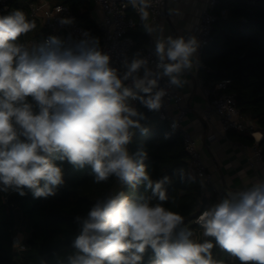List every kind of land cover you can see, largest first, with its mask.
I'll use <instances>...</instances> for the list:
<instances>
[{
	"label": "clouds",
	"instance_id": "9594fccd",
	"mask_svg": "<svg viewBox=\"0 0 264 264\" xmlns=\"http://www.w3.org/2000/svg\"><path fill=\"white\" fill-rule=\"evenodd\" d=\"M130 2L153 36L154 67L139 51L113 67L87 31L71 44L49 36L29 46L20 38L35 30V21L21 9L0 16V191L24 196L28 189L47 199L65 183L55 161L90 166L97 184L115 178L133 189L143 185L151 196L121 190L96 199L86 216L75 218L79 232L65 264H142L149 249L150 264H219L213 242L192 239V230L181 227L184 218L164 206L170 178L154 181L147 151L127 147L134 129L148 131L131 102L159 112L170 88L189 83L199 41L149 24L150 0ZM177 172L184 179V170ZM198 224L240 264H264V180L205 208Z\"/></svg>",
	"mask_w": 264,
	"mask_h": 264
},
{
	"label": "trees",
	"instance_id": "16d2710c",
	"mask_svg": "<svg viewBox=\"0 0 264 264\" xmlns=\"http://www.w3.org/2000/svg\"><path fill=\"white\" fill-rule=\"evenodd\" d=\"M33 1L37 0H9V11L0 13L3 16L21 9L35 21V30L20 38V42L26 44L32 36L36 38L46 34V30L27 13L28 4ZM52 1L67 4L83 29L100 39V29L91 16L95 0ZM212 12L216 15L212 39L201 54L210 71L205 72L201 68L202 77L208 84L230 79L227 92L235 95L238 109L254 122L258 130L264 131V0H218ZM129 14L136 16V25L128 33L135 40L136 48L151 44L141 18L132 9ZM135 107L144 114L141 124L148 131L145 134L139 129L133 130L129 151L134 153L140 148L147 151L148 170L154 181L164 176L170 178V183L164 186L168 195L164 206L184 218L181 227L192 230V239L212 241L213 259L224 264L225 259L220 256L214 238L205 237L195 222L202 210L216 203V198L214 195L200 197L198 181L187 177L188 155L181 134L172 131L154 111H149L137 101ZM227 134L238 142L254 144L249 132L230 130ZM258 146L264 161V136ZM55 162L63 169L65 183L54 197L34 198L28 189H25L24 196L13 191H0V264H65L64 258L73 251L71 245L79 232L75 218L86 216L96 199L121 190L133 197L151 196V191H145L143 185L133 189L122 186L115 178L97 184L90 166L81 170L67 161ZM178 169L184 170V179H181ZM151 202L155 204L156 198L153 197ZM200 231L201 237L195 238ZM16 238L24 245L23 249L13 246ZM152 258L149 249L142 264H150Z\"/></svg>",
	"mask_w": 264,
	"mask_h": 264
},
{
	"label": "built area",
	"instance_id": "2783aa9c",
	"mask_svg": "<svg viewBox=\"0 0 264 264\" xmlns=\"http://www.w3.org/2000/svg\"><path fill=\"white\" fill-rule=\"evenodd\" d=\"M169 1L177 0H150L148 8L149 18L148 23H159L165 17V7ZM218 0H209L205 9L201 14L200 23L196 26V37L199 41V62L200 69L209 72L210 69L204 64L201 59V54L204 47L211 41L212 29L216 15L212 12L213 7ZM95 5L102 10V17L96 21L100 32V47L111 56V64L113 67L120 68L122 60L125 56L129 60L136 52L150 61V66L154 67L155 57L153 55L154 46L139 45L136 48V42L128 33L136 25V16L130 15L129 10L132 9L140 18L138 8L131 5L128 0H95ZM9 0H0V13L9 11ZM24 11V10H23ZM25 12V11H24ZM27 13L33 19H40L46 29V34L38 38H30L27 40V45L43 42L49 36H57L65 42L71 44L80 40L82 32L85 30L76 21L75 15L71 8L64 3H55L44 8H40L33 2L28 4ZM61 20H68L71 23L61 24ZM65 29L67 35L61 33ZM131 85V81L128 82ZM161 86H165V81H160ZM200 86L203 88L208 100L202 113L207 121H211L214 115L218 116L222 130L227 134L230 130L238 132H249L254 138L252 146V154L249 157L251 165L258 168L261 177L264 179V161L261 148L258 146L259 141L264 136L263 130H258L254 122L242 113L238 107L234 94L227 92L231 80L226 78L213 83H207L204 77L199 80ZM136 101H132L135 104ZM190 109L184 103V97L176 88H170L168 96L165 97L163 108L159 112H154L159 119L165 121L168 127L175 132H179L182 136L183 144L188 155L187 177L197 180L200 185L199 195L202 198H209L213 195L216 198V203L224 199L223 193L216 189L212 174L209 172L204 160L202 159L197 141L190 131L184 126V121ZM216 135H211L210 139H214ZM129 149V145L127 146ZM197 215L195 222L198 223V218L202 214ZM200 231L195 238L201 237ZM19 241L17 246L20 249L24 248L19 238H16L15 243ZM221 257H224V264H240V261L233 257L227 251L219 247ZM222 253V254H221Z\"/></svg>",
	"mask_w": 264,
	"mask_h": 264
},
{
	"label": "crops",
	"instance_id": "0c3cea01",
	"mask_svg": "<svg viewBox=\"0 0 264 264\" xmlns=\"http://www.w3.org/2000/svg\"><path fill=\"white\" fill-rule=\"evenodd\" d=\"M128 1L130 2V0ZM208 1H169L165 7V17L159 23H152L151 25H162L165 35L196 36L195 28L200 23L202 11L207 6ZM33 3L40 8L55 4L52 0H37L33 1ZM130 4L132 5L131 2ZM102 14V10L95 5L91 11V16L94 20H99ZM35 20L40 28L45 29L40 19ZM148 36L154 46L153 36L149 34ZM32 38L35 37L32 36ZM199 59L198 49L196 53L197 66L193 68L192 73L187 74L185 77L189 83L185 87L178 89L184 97L185 105L190 109L184 121V126L197 141L202 159L212 174L214 186L223 193L225 198H228L233 193L245 190L257 181L264 179L261 177L258 168L253 167L249 161V157L252 154V146L231 139L222 130L218 116L214 115L211 121L205 119L202 109L206 105L208 98L199 84V80L202 77L198 65ZM132 106L135 107V104L132 103ZM213 134L216 137L210 139Z\"/></svg>",
	"mask_w": 264,
	"mask_h": 264
},
{
	"label": "water",
	"instance_id": "95a60500",
	"mask_svg": "<svg viewBox=\"0 0 264 264\" xmlns=\"http://www.w3.org/2000/svg\"><path fill=\"white\" fill-rule=\"evenodd\" d=\"M61 33L67 35V31H66L65 29H62V30H61Z\"/></svg>",
	"mask_w": 264,
	"mask_h": 264
},
{
	"label": "rangeland",
	"instance_id": "374dc122",
	"mask_svg": "<svg viewBox=\"0 0 264 264\" xmlns=\"http://www.w3.org/2000/svg\"><path fill=\"white\" fill-rule=\"evenodd\" d=\"M203 232V231H202ZM22 234H20V237H21ZM222 254V253H221Z\"/></svg>",
	"mask_w": 264,
	"mask_h": 264
}]
</instances>
